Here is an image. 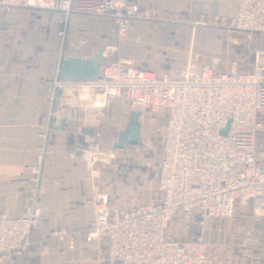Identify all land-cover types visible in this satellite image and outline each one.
Instances as JSON below:
<instances>
[{"label": "built area", "instance_id": "2783aa9c", "mask_svg": "<svg viewBox=\"0 0 264 264\" xmlns=\"http://www.w3.org/2000/svg\"><path fill=\"white\" fill-rule=\"evenodd\" d=\"M0 6L56 11L62 19L105 17L114 24V42L102 47L99 78L56 80L50 115L76 139L66 157L88 164L90 196L83 204L92 219L86 240L96 251L106 245L96 264H218L194 233L202 236L211 219L232 217L237 209L264 210V49H253L249 67L228 53L237 34L264 35V0H240L231 18H218L226 30L225 50L215 46L200 54L192 45L182 64L160 74L135 66L121 52L133 21L155 19L136 2L0 0ZM115 107L126 117L137 112L140 132L149 126L161 131L156 201L145 197L120 207L102 178L93 175L99 164L127 161L137 149L123 145L99 153L86 144V137L97 143L105 111ZM6 201L0 193V203ZM41 223L39 216L23 212L13 218L0 211V264H10L30 247V230ZM172 223L178 229L170 235ZM79 235L61 228L51 230L48 239L74 249Z\"/></svg>", "mask_w": 264, "mask_h": 264}, {"label": "crops", "instance_id": "0c3cea01", "mask_svg": "<svg viewBox=\"0 0 264 264\" xmlns=\"http://www.w3.org/2000/svg\"><path fill=\"white\" fill-rule=\"evenodd\" d=\"M130 1L155 19L133 21L121 52L135 66L160 74L182 64L192 45L200 54L215 46L225 50L226 30L218 18H231L240 0ZM114 39V24L105 17L62 19L56 11L0 6V193L7 197L0 211L13 218L23 212L42 218L30 230L32 245L10 264H96L106 253L105 243L96 251L86 240L92 219L91 208L83 204L90 196L88 164L66 157L76 139L50 115L61 57L90 59ZM127 121L117 107L105 111L96 142L106 140L112 147L116 139L108 134L117 136ZM85 142L94 143L88 137ZM61 228L80 233L76 248L48 239L51 230Z\"/></svg>", "mask_w": 264, "mask_h": 264}, {"label": "rangeland", "instance_id": "374dc122", "mask_svg": "<svg viewBox=\"0 0 264 264\" xmlns=\"http://www.w3.org/2000/svg\"><path fill=\"white\" fill-rule=\"evenodd\" d=\"M236 38H247V42H231L228 53L232 59H239L244 67H249L253 62V49H264V35L243 33L237 34ZM108 135L117 138L115 132ZM161 142V131L156 132L149 126L141 132L140 143L132 150L129 160L99 164L100 170L93 171L94 176L99 175L105 182L116 205L126 207L145 197L153 201L159 198L156 180ZM86 144L99 153L111 149L106 140L103 144ZM200 226L196 225V228ZM168 228V234L173 235L178 226L172 223ZM203 232L202 236L201 231L195 232L194 237H202L209 254L218 264H264V210L254 213L237 209L232 217L211 219Z\"/></svg>", "mask_w": 264, "mask_h": 264}, {"label": "water", "instance_id": "95a60500", "mask_svg": "<svg viewBox=\"0 0 264 264\" xmlns=\"http://www.w3.org/2000/svg\"><path fill=\"white\" fill-rule=\"evenodd\" d=\"M102 51L103 48L100 47L90 59L62 56L58 67V78L60 80L98 79L100 66L104 61ZM137 116L138 113L135 111L130 113L127 124L112 143V149L121 148L123 145L138 146L141 140V132L137 123Z\"/></svg>", "mask_w": 264, "mask_h": 264}]
</instances>
